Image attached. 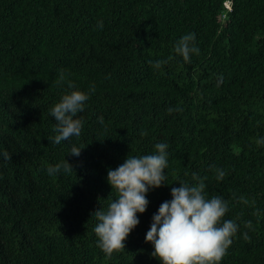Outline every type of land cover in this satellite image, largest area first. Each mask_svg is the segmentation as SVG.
<instances>
[{
    "label": "trees",
    "instance_id": "obj_1",
    "mask_svg": "<svg viewBox=\"0 0 264 264\" xmlns=\"http://www.w3.org/2000/svg\"><path fill=\"white\" fill-rule=\"evenodd\" d=\"M223 1L0 0V149L11 156L0 161V264H104L91 216L116 196L107 169L157 142L168 184L149 190L111 263L160 264L144 239L151 217L196 173L228 202L221 220L239 225L220 264H264V0H232L226 14ZM188 32L200 51L185 62L173 45ZM69 81L94 92L81 135L54 145L49 109ZM64 158L75 173L49 176Z\"/></svg>",
    "mask_w": 264,
    "mask_h": 264
},
{
    "label": "clouds",
    "instance_id": "obj_2",
    "mask_svg": "<svg viewBox=\"0 0 264 264\" xmlns=\"http://www.w3.org/2000/svg\"><path fill=\"white\" fill-rule=\"evenodd\" d=\"M96 27L102 29L103 21L98 20ZM173 51L185 62L190 60L191 54H199L195 33L180 36ZM163 63L167 60L155 61L153 66L159 68ZM65 77V72L59 71L57 83L62 84ZM91 92H94V86L85 92L71 81L67 83L58 102L49 109L50 117L55 120L56 135L51 137L54 145L81 135L83 121L78 113L84 111ZM100 124L102 126L103 122ZM258 143H264V138ZM81 149L73 145L67 153L78 158ZM167 149V143L157 142L151 154L127 155L115 169H107L106 181L116 196L108 202L106 209L101 207L91 216L96 220L93 227L96 246L109 258L104 264H112L113 252L125 248L124 241L139 224L137 213H144L149 204L146 198L149 190L168 184L165 183L169 159ZM10 159V153L0 149V161ZM46 172L53 176L61 172L75 173V170L64 158L62 163L48 166ZM215 172L217 180L225 175L220 168ZM192 180V184L177 181L180 186L170 189L171 199L163 201L151 217L144 239L152 245L150 255L160 264H220L239 229L233 220H221L229 210L228 202L221 196H206L205 184L196 173H192ZM244 226L251 228V222H244ZM241 235L248 238L247 232Z\"/></svg>",
    "mask_w": 264,
    "mask_h": 264
},
{
    "label": "bare ground",
    "instance_id": "obj_3",
    "mask_svg": "<svg viewBox=\"0 0 264 264\" xmlns=\"http://www.w3.org/2000/svg\"><path fill=\"white\" fill-rule=\"evenodd\" d=\"M223 2H224L223 3V9L225 10L224 14H226V13H228L229 9H231V5L233 2H232V0H224Z\"/></svg>",
    "mask_w": 264,
    "mask_h": 264
}]
</instances>
